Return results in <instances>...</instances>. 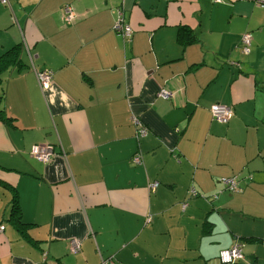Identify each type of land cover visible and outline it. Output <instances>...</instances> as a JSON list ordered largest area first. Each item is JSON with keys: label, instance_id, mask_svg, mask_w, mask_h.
Wrapping results in <instances>:
<instances>
[{"label": "crops", "instance_id": "crops-1", "mask_svg": "<svg viewBox=\"0 0 264 264\" xmlns=\"http://www.w3.org/2000/svg\"><path fill=\"white\" fill-rule=\"evenodd\" d=\"M9 4H0V55L22 49L21 67L0 75V264H216L235 241L241 264H264V7ZM33 68L51 72L45 88ZM214 103L230 106L227 123L212 118ZM35 144L57 156L40 162ZM232 176L231 193L219 180Z\"/></svg>", "mask_w": 264, "mask_h": 264}, {"label": "built area", "instance_id": "built-area-1", "mask_svg": "<svg viewBox=\"0 0 264 264\" xmlns=\"http://www.w3.org/2000/svg\"><path fill=\"white\" fill-rule=\"evenodd\" d=\"M2 3L9 4L10 0H0ZM214 2H220L221 0H213ZM252 3L258 7H264V0H250ZM64 13V20L66 23H70L72 16H74L73 9L69 5H64L62 8ZM114 29L121 33L123 38H128L131 35V29L128 24L124 23L122 20H117L114 24ZM251 34L249 32H245L241 35L240 44L238 46V51L242 54H247L250 50L251 46ZM33 72L36 78L37 85L40 89L45 88L51 80V72L46 69L43 70H36L33 68ZM161 95L166 97L169 94L165 90H161ZM210 113L214 120L220 123H227L229 120L232 110L229 105L221 104V103H214L210 106ZM132 123L135 125L136 128V137L145 135L147 132V128L141 123L140 119L137 116L131 117ZM31 156L36 158L42 163H47L51 161L57 153L54 151L53 147L50 144H35L32 146L30 150ZM132 161L138 163L140 161V156L135 155L132 158ZM221 184L229 191V192H236L237 191V184H236V177H227L221 178L219 180ZM156 183L153 182L151 187L154 188ZM194 190H191L193 194ZM185 204H183L184 207ZM3 227L0 226V229ZM80 249V242L77 239H72L70 241V252L77 253ZM242 259V243L239 241L234 242L228 248L222 249L219 252L218 260L222 264H235L239 260ZM103 264H105L103 262Z\"/></svg>", "mask_w": 264, "mask_h": 264}, {"label": "trees", "instance_id": "trees-1", "mask_svg": "<svg viewBox=\"0 0 264 264\" xmlns=\"http://www.w3.org/2000/svg\"><path fill=\"white\" fill-rule=\"evenodd\" d=\"M0 4L1 5H4V6H7L10 8V4H7V3H2L0 1ZM180 34V33H179ZM180 36V35H179ZM187 41H189V39H187ZM21 49H22V44H18V45H14L12 47H10L9 49L5 50L1 55H0V75L3 71H5L7 68L9 67H12V66H17V67H21V58H20V52H21ZM1 82V80H0ZM2 111H0L1 113ZM1 120H5L7 121L8 118L3 115V114H0V121ZM232 193V192H231ZM16 198H15V195L14 197L12 198V207H11V210H10V215L11 216H16V220H18L19 222V207L17 206L16 204ZM1 226V225H0ZM204 230L203 232L204 233H208L209 232V228L206 229L207 227V224L204 223ZM3 227V226H2ZM262 241V240H261ZM236 242V241H235ZM240 242V241H239ZM233 244V243H232ZM231 246V245H230ZM228 248V247H227ZM221 251V250H220ZM219 251V252H220ZM75 254V253H74ZM218 256H219V253H218ZM218 256H217V259H218ZM242 258H243V248H242ZM242 260V259H241ZM241 260H239L238 262H236L235 264H241Z\"/></svg>", "mask_w": 264, "mask_h": 264}, {"label": "water", "instance_id": "water-1", "mask_svg": "<svg viewBox=\"0 0 264 264\" xmlns=\"http://www.w3.org/2000/svg\"><path fill=\"white\" fill-rule=\"evenodd\" d=\"M213 264H215V262ZM216 264H222V263H220L219 260L217 259Z\"/></svg>", "mask_w": 264, "mask_h": 264}, {"label": "rangeland", "instance_id": "rangeland-1", "mask_svg": "<svg viewBox=\"0 0 264 264\" xmlns=\"http://www.w3.org/2000/svg\"><path fill=\"white\" fill-rule=\"evenodd\" d=\"M2 222V221H1ZM4 224V226H6V223L2 222Z\"/></svg>", "mask_w": 264, "mask_h": 264}]
</instances>
